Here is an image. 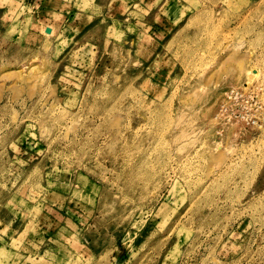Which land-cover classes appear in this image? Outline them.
Here are the masks:
<instances>
[{"label": "rangeland", "instance_id": "374dc122", "mask_svg": "<svg viewBox=\"0 0 264 264\" xmlns=\"http://www.w3.org/2000/svg\"><path fill=\"white\" fill-rule=\"evenodd\" d=\"M0 264H264V0H0Z\"/></svg>", "mask_w": 264, "mask_h": 264}, {"label": "built area", "instance_id": "2783aa9c", "mask_svg": "<svg viewBox=\"0 0 264 264\" xmlns=\"http://www.w3.org/2000/svg\"><path fill=\"white\" fill-rule=\"evenodd\" d=\"M256 101L253 100V97L244 94L238 89H230L226 92L224 100L220 105V115L228 122L230 121H247L248 119L244 117L240 111L242 109H247ZM235 123V122H234Z\"/></svg>", "mask_w": 264, "mask_h": 264}]
</instances>
